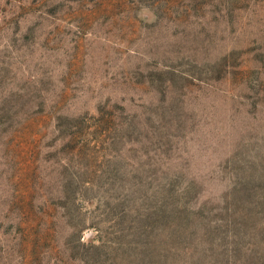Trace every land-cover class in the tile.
Masks as SVG:
<instances>
[{"label": "rangeland", "instance_id": "1", "mask_svg": "<svg viewBox=\"0 0 264 264\" xmlns=\"http://www.w3.org/2000/svg\"><path fill=\"white\" fill-rule=\"evenodd\" d=\"M0 264H264V0H0Z\"/></svg>", "mask_w": 264, "mask_h": 264}]
</instances>
